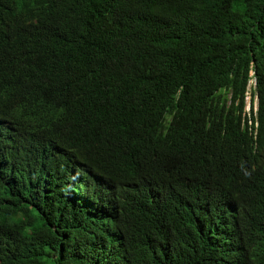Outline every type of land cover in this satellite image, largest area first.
Here are the masks:
<instances>
[{"label": "trees", "instance_id": "16d2710c", "mask_svg": "<svg viewBox=\"0 0 264 264\" xmlns=\"http://www.w3.org/2000/svg\"><path fill=\"white\" fill-rule=\"evenodd\" d=\"M263 147L264 0H0V264H264Z\"/></svg>", "mask_w": 264, "mask_h": 264}, {"label": "clouds", "instance_id": "9594fccd", "mask_svg": "<svg viewBox=\"0 0 264 264\" xmlns=\"http://www.w3.org/2000/svg\"><path fill=\"white\" fill-rule=\"evenodd\" d=\"M256 78L254 77L253 73L250 75V78L248 79L245 93H244V108H243V115L247 117L248 124L254 126V137L253 139L256 140V128L258 126V122L256 119L257 110H258V104H259V98L256 91ZM256 98V106L253 101V99ZM263 158H264V147L262 150Z\"/></svg>", "mask_w": 264, "mask_h": 264}, {"label": "rangeland", "instance_id": "374dc122", "mask_svg": "<svg viewBox=\"0 0 264 264\" xmlns=\"http://www.w3.org/2000/svg\"><path fill=\"white\" fill-rule=\"evenodd\" d=\"M254 103H255V106H256V98L253 99Z\"/></svg>", "mask_w": 264, "mask_h": 264}]
</instances>
